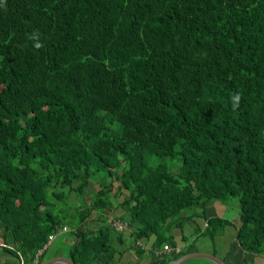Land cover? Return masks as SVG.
Wrapping results in <instances>:
<instances>
[{
    "label": "trees",
    "instance_id": "obj_1",
    "mask_svg": "<svg viewBox=\"0 0 264 264\" xmlns=\"http://www.w3.org/2000/svg\"><path fill=\"white\" fill-rule=\"evenodd\" d=\"M215 202L264 253V0H0V264H167Z\"/></svg>",
    "mask_w": 264,
    "mask_h": 264
},
{
    "label": "crops",
    "instance_id": "obj_2",
    "mask_svg": "<svg viewBox=\"0 0 264 264\" xmlns=\"http://www.w3.org/2000/svg\"><path fill=\"white\" fill-rule=\"evenodd\" d=\"M230 212L231 211L225 205L216 206L214 203L211 207H209L206 210V216L208 218L218 216L226 220L227 218H225L224 216ZM190 213L191 211L187 210L181 213V215L188 216ZM227 220L229 221L230 219ZM239 225H240L239 219H238V223H234L231 221L229 222L228 225H226L222 229V231L219 234L210 237L204 234L206 229L205 220L198 215L196 216L194 215L192 220L183 224L181 228L172 227L168 225L165 227V231L167 234L171 235L176 241L175 251L180 252L183 255L187 253L203 252V253H212L216 255L217 257L221 258L226 264H264V253H257V252L246 253L236 244V233ZM185 234L188 236V238L184 237ZM151 243L153 242L151 241ZM47 246L49 247V242L43 248V250H45ZM152 247L153 246L151 244L147 243L146 249H148V251H146L142 255V257L135 255L134 252L128 253L129 258L127 255V259H126L127 261L124 262L123 264H130L132 261H135V264H151L154 256L155 255L159 256L160 254V252H157L155 250L153 252H149V250L151 251L153 249ZM169 248L171 247L169 246ZM61 250L62 248L58 249L56 255L54 256H66L64 254H61ZM46 255H49V253L46 252ZM37 262H38V258H35L33 264H36ZM118 264H121V262L118 261ZM182 264H212V263L208 260L198 258Z\"/></svg>",
    "mask_w": 264,
    "mask_h": 264
},
{
    "label": "rangeland",
    "instance_id": "obj_3",
    "mask_svg": "<svg viewBox=\"0 0 264 264\" xmlns=\"http://www.w3.org/2000/svg\"><path fill=\"white\" fill-rule=\"evenodd\" d=\"M97 179H99L98 177H94V178H92V182H90V184H89V187H88V189H87V194L89 195V196H92L94 193H95V191H97V190H99V184H98V182H97ZM122 196H120L119 198H114V197H112L111 198V200H112V202L115 204V205H117V202L119 203V201H121L122 200ZM82 201H77V203H81ZM73 204V203H72ZM71 204V205H72ZM215 205L216 206H220V205H222V203L221 202H215ZM65 205H63V206H61V207H64ZM234 210V211H233ZM230 213H227L224 217L225 218H227V219H230L232 222H234V223H238V211H237V209L236 208H232V209H230ZM67 213H68V215H70L71 214V211H70V208H68L67 209ZM229 220V222H231ZM87 224H89L88 222L85 224V228L87 227L86 225ZM90 225V224H89ZM238 227V226H237ZM123 228H124V226H123ZM186 231V230H185ZM185 238H188V236L185 234V236H184ZM115 240V242L112 244V247L116 250V252L118 253V251H122V249H128L125 253H124V255H123V257H122V260H121V264H123L124 262H126L127 260V255H128V253H130V252H134L135 253V250H134V248H132L133 247V244H134V238L132 237V236H130V234L129 233H124V237H123V240L124 241H122V242H119V241H117L116 239H114ZM52 242V240H50L49 241V249H48V253L49 254H52L54 251H55V249L57 248V247H61V245L60 244H58L57 245V247L55 246V244ZM169 247V246H168ZM0 252H1V250H0ZM61 254H63V250H61ZM117 257V254H116V256H115V258ZM128 258H129V255H128ZM7 260H11V257L10 256H5V255H3L2 253H0V263H3V262H5V261H7ZM131 262V261H130ZM191 262H193V261H191ZM203 262V261H202ZM130 264H135V261H132Z\"/></svg>",
    "mask_w": 264,
    "mask_h": 264
},
{
    "label": "water",
    "instance_id": "obj_4",
    "mask_svg": "<svg viewBox=\"0 0 264 264\" xmlns=\"http://www.w3.org/2000/svg\"><path fill=\"white\" fill-rule=\"evenodd\" d=\"M198 258L208 260L212 264H226L221 258L217 257L216 255L212 253H203V252L187 253L178 257L176 260L170 261L167 264H182ZM41 264H75V263L66 256H54L43 261Z\"/></svg>",
    "mask_w": 264,
    "mask_h": 264
},
{
    "label": "clouds",
    "instance_id": "obj_5",
    "mask_svg": "<svg viewBox=\"0 0 264 264\" xmlns=\"http://www.w3.org/2000/svg\"><path fill=\"white\" fill-rule=\"evenodd\" d=\"M39 37H40V33L38 32V30H33V32H32L31 34H29V36H28V39H29V40L34 41L33 46H34L35 48H37V49H39V48H41V47L43 46V44L40 42ZM240 98H241V97H240L239 94H234V95H233V97H232V106H233V108H236V107L239 106ZM52 239H53V237H52ZM52 239H50V240H52ZM41 251H43V250H41ZM171 251H172V248H171ZM171 251H170V253H171ZM170 253H167V254L169 255ZM41 254H42V252H41ZM41 254H40V255H41ZM40 255H39V256H40ZM39 256H38V257H39ZM38 257H37V258H38Z\"/></svg>",
    "mask_w": 264,
    "mask_h": 264
},
{
    "label": "built area",
    "instance_id": "obj_6",
    "mask_svg": "<svg viewBox=\"0 0 264 264\" xmlns=\"http://www.w3.org/2000/svg\"><path fill=\"white\" fill-rule=\"evenodd\" d=\"M115 226H116L118 229H122L124 225H121V224H119V223H115ZM124 227H125V226H124ZM50 239H52V238H50ZM164 251H165L166 253H170L171 248H169L168 246H164ZM41 252H42L41 250H39V251L37 252V254H36V258L41 254Z\"/></svg>",
    "mask_w": 264,
    "mask_h": 264
}]
</instances>
